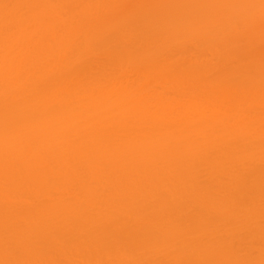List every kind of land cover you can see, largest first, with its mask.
<instances>
[{
	"label": "bare ground",
	"instance_id": "bare-ground-1",
	"mask_svg": "<svg viewBox=\"0 0 264 264\" xmlns=\"http://www.w3.org/2000/svg\"><path fill=\"white\" fill-rule=\"evenodd\" d=\"M0 264H264V0H0Z\"/></svg>",
	"mask_w": 264,
	"mask_h": 264
}]
</instances>
